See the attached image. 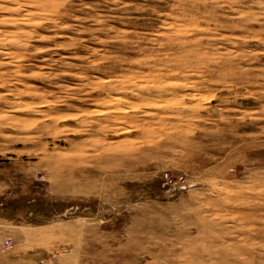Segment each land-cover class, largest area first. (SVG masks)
<instances>
[{
	"label": "rangeland",
	"instance_id": "rangeland-1",
	"mask_svg": "<svg viewBox=\"0 0 264 264\" xmlns=\"http://www.w3.org/2000/svg\"><path fill=\"white\" fill-rule=\"evenodd\" d=\"M0 264H264V0H0Z\"/></svg>",
	"mask_w": 264,
	"mask_h": 264
},
{
	"label": "bare ground",
	"instance_id": "bare-ground-1",
	"mask_svg": "<svg viewBox=\"0 0 264 264\" xmlns=\"http://www.w3.org/2000/svg\"><path fill=\"white\" fill-rule=\"evenodd\" d=\"M117 103V102H116ZM117 108V107H116Z\"/></svg>",
	"mask_w": 264,
	"mask_h": 264
}]
</instances>
